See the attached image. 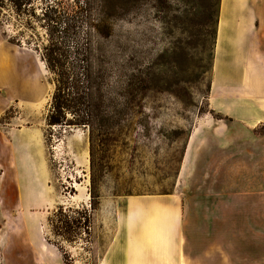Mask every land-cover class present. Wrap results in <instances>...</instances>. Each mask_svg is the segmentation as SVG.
I'll return each mask as SVG.
<instances>
[{
    "label": "rangeland",
    "instance_id": "obj_1",
    "mask_svg": "<svg viewBox=\"0 0 264 264\" xmlns=\"http://www.w3.org/2000/svg\"><path fill=\"white\" fill-rule=\"evenodd\" d=\"M117 1L122 15L109 20L108 35L93 33L114 118L93 158L87 132L47 126L54 86L46 65L28 34L0 27V264L264 257V192L229 186L234 129L240 142L249 136L228 112L237 111L227 101L237 93L212 92L218 0ZM249 66L239 90L264 106V75ZM137 71L139 90L129 87ZM241 152L247 189L249 149Z\"/></svg>",
    "mask_w": 264,
    "mask_h": 264
},
{
    "label": "trees",
    "instance_id": "obj_2",
    "mask_svg": "<svg viewBox=\"0 0 264 264\" xmlns=\"http://www.w3.org/2000/svg\"><path fill=\"white\" fill-rule=\"evenodd\" d=\"M118 4L117 0H0V27L18 28L19 38L28 34L26 43L39 53L54 86L47 126L87 132L92 158L99 144H108L114 121L105 109L106 69L102 62L96 64L93 33L108 35L109 20L122 15ZM219 14L220 0L213 16L214 45ZM20 41L10 39L14 44ZM142 83L139 71L133 72L129 87L139 90Z\"/></svg>",
    "mask_w": 264,
    "mask_h": 264
},
{
    "label": "crops",
    "instance_id": "obj_3",
    "mask_svg": "<svg viewBox=\"0 0 264 264\" xmlns=\"http://www.w3.org/2000/svg\"><path fill=\"white\" fill-rule=\"evenodd\" d=\"M219 38H221L220 45ZM250 63L254 71L259 72L260 76L264 75V0H257L256 3L251 0H221L214 63L216 83L218 90L227 85L232 88V92L237 93L227 99L228 102L232 101L237 111L230 109L228 112L237 116L239 121L245 122L246 125L242 126L249 132L248 139L242 135L245 140L240 142L241 129L239 132L237 128L234 129L236 140H232L231 144L233 156L230 192H264V133L257 131L259 127H264V106L260 104L258 97L246 96L239 90L245 80L250 78L251 74L248 71L252 67L249 66ZM242 149H249L247 189H242L240 181ZM219 172L221 173L222 170ZM134 207L135 205H131L132 209ZM235 255L236 253H229L227 260L225 258L221 260L218 255L217 264H264V257L244 258ZM180 261L184 264L186 261L193 263V260L187 256H181Z\"/></svg>",
    "mask_w": 264,
    "mask_h": 264
},
{
    "label": "bare ground",
    "instance_id": "obj_4",
    "mask_svg": "<svg viewBox=\"0 0 264 264\" xmlns=\"http://www.w3.org/2000/svg\"><path fill=\"white\" fill-rule=\"evenodd\" d=\"M218 43H219V45H220V43H221V38H219ZM216 81H217V80H216ZM217 90H218V85H217V83H215V84L213 85L212 92L215 93ZM135 201H138V200H135ZM131 202H132V201H131ZM135 204H136V205H135L134 208H136V210H137V208L140 207V206H138V205H139L138 203H135ZM140 204H141V203H140ZM150 207H151V205H150ZM152 207H153V210H156V211L159 210V207H158V206L153 205ZM134 208H133V209H134ZM143 208H144V207H143ZM148 209H149V208H148Z\"/></svg>",
    "mask_w": 264,
    "mask_h": 264
}]
</instances>
